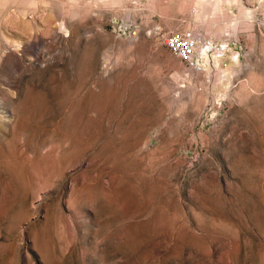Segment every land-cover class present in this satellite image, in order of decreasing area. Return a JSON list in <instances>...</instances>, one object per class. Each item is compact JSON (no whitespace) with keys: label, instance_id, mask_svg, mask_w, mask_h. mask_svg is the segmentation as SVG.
Returning a JSON list of instances; mask_svg holds the SVG:
<instances>
[{"label":"rangeland","instance_id":"obj_1","mask_svg":"<svg viewBox=\"0 0 264 264\" xmlns=\"http://www.w3.org/2000/svg\"><path fill=\"white\" fill-rule=\"evenodd\" d=\"M28 1L0 0V264H264V0Z\"/></svg>","mask_w":264,"mask_h":264},{"label":"built area","instance_id":"obj_2","mask_svg":"<svg viewBox=\"0 0 264 264\" xmlns=\"http://www.w3.org/2000/svg\"><path fill=\"white\" fill-rule=\"evenodd\" d=\"M164 44L181 61L195 66L194 59L198 47L195 37L185 32L173 31L165 36Z\"/></svg>","mask_w":264,"mask_h":264},{"label":"bare ground","instance_id":"obj_3","mask_svg":"<svg viewBox=\"0 0 264 264\" xmlns=\"http://www.w3.org/2000/svg\"><path fill=\"white\" fill-rule=\"evenodd\" d=\"M51 0H29L28 2L31 3V4H35L34 6L36 7L38 5V3H42V4H49ZM89 1H93V3H98V2H102V3H105L103 1H108V0H88ZM200 3L199 5L201 6V8L203 7V4L205 5V11H207V13L209 12H214L213 11V5L216 3V0H199ZM11 3V2H10ZM79 3V2H78ZM81 4V3H80ZM89 6V5H88ZM208 6H209V9H208ZM12 7V6H11ZM75 7V6H74ZM83 7V6H82ZM204 8V7H203ZM84 9V8H83ZM22 11V10H21ZM26 11V10H25ZM38 11V9L36 10V12ZM80 11V10H79ZM68 14V13H67ZM16 48V47H15Z\"/></svg>","mask_w":264,"mask_h":264}]
</instances>
